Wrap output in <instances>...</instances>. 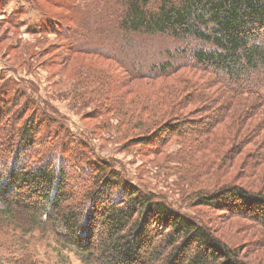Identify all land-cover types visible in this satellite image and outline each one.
<instances>
[{
    "label": "trees",
    "instance_id": "trees-1",
    "mask_svg": "<svg viewBox=\"0 0 264 264\" xmlns=\"http://www.w3.org/2000/svg\"><path fill=\"white\" fill-rule=\"evenodd\" d=\"M93 25L115 38L105 45L67 26L69 39L130 78L161 81L151 103L123 116L136 130L130 142L156 149L174 139L183 155L210 160L213 176L243 160L239 175L258 185L214 176L192 203L221 214L196 222L107 161L67 163L70 150L59 158L52 116L1 92L0 217L23 230L42 219L82 264H249L212 222L245 220L264 232V0H113ZM181 70L199 77L178 78ZM8 262L38 264L30 254Z\"/></svg>",
    "mask_w": 264,
    "mask_h": 264
},
{
    "label": "rangeland",
    "instance_id": "rangeland-1",
    "mask_svg": "<svg viewBox=\"0 0 264 264\" xmlns=\"http://www.w3.org/2000/svg\"><path fill=\"white\" fill-rule=\"evenodd\" d=\"M112 1L0 0V93L19 94L22 104L28 99L30 109L52 116L61 138L59 158L70 150L62 157L67 163L107 161L140 191L196 222L207 223L210 213L214 217L221 213L195 207L192 198L214 176L220 182L258 184L239 175L243 160L233 162L228 173L213 176L209 174L213 167H207L210 160L183 155L174 139L156 149L130 142L136 130L123 116L151 103L161 81L130 78L118 62L88 53L84 39L74 42L67 34L76 27L81 35L108 45L115 37L98 33L101 29L93 25V17L96 9ZM69 46L73 49L67 52ZM175 76L197 78L199 74L181 70ZM227 219L213 220L217 235L239 245L249 264H264V232L245 220ZM25 254L38 264H82L54 241L42 219L23 230L0 217V264Z\"/></svg>",
    "mask_w": 264,
    "mask_h": 264
}]
</instances>
